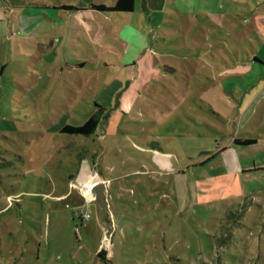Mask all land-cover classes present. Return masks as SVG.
<instances>
[{
    "label": "rangeland",
    "instance_id": "obj_1",
    "mask_svg": "<svg viewBox=\"0 0 264 264\" xmlns=\"http://www.w3.org/2000/svg\"><path fill=\"white\" fill-rule=\"evenodd\" d=\"M114 3L0 0V264H264V0Z\"/></svg>",
    "mask_w": 264,
    "mask_h": 264
},
{
    "label": "crops",
    "instance_id": "obj_2",
    "mask_svg": "<svg viewBox=\"0 0 264 264\" xmlns=\"http://www.w3.org/2000/svg\"><path fill=\"white\" fill-rule=\"evenodd\" d=\"M1 16H3V13H1L0 11V18ZM11 33L14 32L12 31ZM151 157L153 161V168L147 170L150 175L154 176L153 180L155 182V185L161 190V192H164V194L170 195L174 198V195L177 193V190L174 186L175 172H177L176 164L172 162L168 153H163L162 151L156 149L152 151ZM87 170L86 168L82 169V171H79L78 175L76 176V179L82 185L92 183L93 181L98 179H103L105 183L104 178H99L98 176H95L93 172H91L90 170L89 172Z\"/></svg>",
    "mask_w": 264,
    "mask_h": 264
},
{
    "label": "trees",
    "instance_id": "obj_3",
    "mask_svg": "<svg viewBox=\"0 0 264 264\" xmlns=\"http://www.w3.org/2000/svg\"><path fill=\"white\" fill-rule=\"evenodd\" d=\"M135 4L134 0H115L113 5L105 6L104 4H100L97 6L98 10L104 13L110 12L111 14L114 13H127L133 9ZM62 7L67 9L73 8L72 5L61 4ZM94 110L89 114V116L80 124H65L62 127V131L64 133H77L80 135H90L94 134L96 129L98 128L101 120L105 117V107L101 106L98 103H95ZM233 141L237 142L238 140L233 139ZM106 252L100 248L97 250L96 255L101 258V260L105 262H109L106 257Z\"/></svg>",
    "mask_w": 264,
    "mask_h": 264
},
{
    "label": "water",
    "instance_id": "obj_4",
    "mask_svg": "<svg viewBox=\"0 0 264 264\" xmlns=\"http://www.w3.org/2000/svg\"><path fill=\"white\" fill-rule=\"evenodd\" d=\"M104 191H106V188L103 179L95 180L89 185L90 197L99 203L105 218L109 213L110 203L106 199Z\"/></svg>",
    "mask_w": 264,
    "mask_h": 264
},
{
    "label": "bare ground",
    "instance_id": "obj_5",
    "mask_svg": "<svg viewBox=\"0 0 264 264\" xmlns=\"http://www.w3.org/2000/svg\"><path fill=\"white\" fill-rule=\"evenodd\" d=\"M83 185L85 186V188H87V189H86V191H85V192H86V195H87V197L91 198V197H90V194H89V185H90V183L83 184ZM83 189H84V188H83Z\"/></svg>",
    "mask_w": 264,
    "mask_h": 264
},
{
    "label": "built area",
    "instance_id": "obj_6",
    "mask_svg": "<svg viewBox=\"0 0 264 264\" xmlns=\"http://www.w3.org/2000/svg\"><path fill=\"white\" fill-rule=\"evenodd\" d=\"M83 188H84V189H83ZM81 189H82V191H81V192H82V193H83V194L86 196V192H85V191H86V189H87V188H85V186H84V185H81Z\"/></svg>",
    "mask_w": 264,
    "mask_h": 264
}]
</instances>
